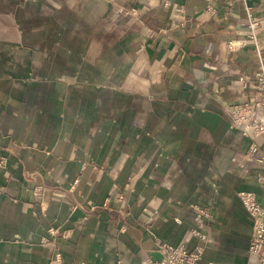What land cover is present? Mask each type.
Here are the masks:
<instances>
[{
  "label": "crops",
  "instance_id": "obj_1",
  "mask_svg": "<svg viewBox=\"0 0 264 264\" xmlns=\"http://www.w3.org/2000/svg\"><path fill=\"white\" fill-rule=\"evenodd\" d=\"M260 60L264 0H0V264H149L201 207V264H256Z\"/></svg>",
  "mask_w": 264,
  "mask_h": 264
},
{
  "label": "built area",
  "instance_id": "obj_2",
  "mask_svg": "<svg viewBox=\"0 0 264 264\" xmlns=\"http://www.w3.org/2000/svg\"><path fill=\"white\" fill-rule=\"evenodd\" d=\"M259 23L260 20H250L251 29H255ZM260 62V69L255 76L258 82L256 94L249 102L233 106L230 112L232 123L242 128L249 135L264 134V62L263 60ZM257 152L258 146L254 145L249 155L255 156ZM257 160L264 164V156L257 158ZM262 180L264 181V177ZM239 197L254 220V234L249 247L250 255L256 264H264V209L252 192H241ZM210 219V207L197 208L196 225L190 231L191 235L199 242L197 246L190 248L183 242L176 246L162 242L159 247L161 257L149 259V264H201L204 246L208 242L206 231ZM61 263V254L56 251L50 264Z\"/></svg>",
  "mask_w": 264,
  "mask_h": 264
}]
</instances>
